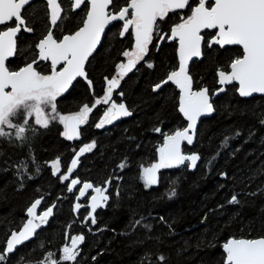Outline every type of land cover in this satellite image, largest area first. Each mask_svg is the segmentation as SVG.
Instances as JSON below:
<instances>
[{
	"label": "trees",
	"instance_id": "16d2710c",
	"mask_svg": "<svg viewBox=\"0 0 264 264\" xmlns=\"http://www.w3.org/2000/svg\"><path fill=\"white\" fill-rule=\"evenodd\" d=\"M44 9L38 2L29 13L34 33L25 37L20 60L33 57L35 39L47 30ZM81 19V13L68 11L62 26L73 30ZM130 42L129 37L108 33L87 65L94 92L78 80L57 98V112L74 113L101 98L104 77L114 72ZM234 54L205 47L202 60L191 66L195 87H207L210 93L217 89V69H226ZM146 62L153 67L139 65L121 85V101L131 117L102 131L95 130L92 122L82 129L81 139L95 141L96 146L69 180H61L62 174L55 175L51 167L59 157L65 170L72 159V145L61 137L63 124L58 120L48 128L35 126V134L27 133L26 142L0 138V251L11 233L22 227L25 212L36 199H44L43 209L56 204L47 227L17 249L7 264H35L49 251L58 258L64 246H71V238L81 234L78 264H160L161 255L166 258L163 264H225L222 249L230 239L264 238V98L242 99L235 87L227 88L214 102L215 114L200 124L193 143L184 146L185 155L200 156L196 168L187 161L160 168L157 183L146 186L144 168L159 163L166 137L186 127L176 88L167 85L153 91L177 66L174 47L165 44L159 51L152 47ZM120 163L126 166L120 169ZM71 179L81 183L69 192ZM109 179L111 184H105ZM84 182L107 188L105 194L110 196L95 213L91 212V196L96 195L92 189L79 200ZM172 189L176 195L169 198ZM233 195L239 204L228 203ZM77 203L82 205L78 210ZM90 214L96 217L95 224Z\"/></svg>",
	"mask_w": 264,
	"mask_h": 264
},
{
	"label": "snow or ice",
	"instance_id": "6c2138e0",
	"mask_svg": "<svg viewBox=\"0 0 264 264\" xmlns=\"http://www.w3.org/2000/svg\"><path fill=\"white\" fill-rule=\"evenodd\" d=\"M64 0H47L50 7V27L35 43V51L31 53L33 59L24 63L18 69H10L6 64L9 57L23 55L24 50L17 47V34L22 30L33 32L30 22L27 21L25 6L30 0H0V138L9 141L26 142L30 139L27 133L35 134L36 127L48 128L49 123L58 120L64 125V136L73 140L79 136V125L87 121L93 108L85 104L79 112L72 115H63L57 112V97L65 93L77 77L88 79L85 64L89 57L96 52L101 44V38L105 29L113 21H122L123 36L134 32L135 46L132 51H124L123 56L128 57L127 63L118 65L117 77L108 81L107 94L102 99L95 100V104H109L114 89L120 85L129 71L136 63L147 55L149 45L153 38L157 39L155 47L165 39L178 42L179 67L172 70L160 82L154 85L153 91H159L169 82L177 85L181 91L179 99V111L189 121L187 127L168 135L163 146L159 149V163L144 168L143 180L146 186L157 183V171L160 168H171L190 162L191 168H196L200 156L197 154L185 155L181 153V142L193 143L196 135L198 119L211 114L215 109L209 96V90L204 87L193 90V77L189 73V61L193 57H202V46L212 48L218 45L223 48L228 45H238L242 48V55L235 57L228 65L230 71L218 72V84L220 88L214 95L226 91L225 86L233 82L239 85L238 91L241 97H251L253 94H264V0H196V5L190 4V0H69L70 8L62 5ZM188 9V15H179V22H174L170 13L178 14V10ZM72 9H88L81 25L74 33L54 37L53 29L62 26L67 18L68 11ZM64 13V15H62ZM15 21V23H12ZM59 22V23H58ZM168 30L165 31L164 29ZM205 29L216 30L214 38L205 40L201 32ZM41 61H50V74H44L38 70ZM147 63V62H146ZM62 67H59L61 66ZM149 68L152 63H147ZM59 67V70H57ZM89 85L92 81L88 80ZM123 95V93H119ZM132 112L124 103L112 102L106 109L103 119L96 124L101 128L105 123L111 124L121 116H131ZM32 120L33 123H29ZM264 123V118L261 119ZM156 131H160L159 128ZM239 135V132L236 133ZM227 139L225 143H227ZM95 142L80 148L77 157L72 159L71 166L66 168L61 180L67 181L77 166L79 155L91 151ZM214 159V158H213ZM60 158L51 162L54 174L60 172ZM211 164V161H209ZM125 163L118 167L123 169ZM27 171V166L23 165ZM71 187L68 191L80 184L79 179H71ZM105 184H111V179ZM92 189L96 195L91 196V212L104 207L110 196L106 195L107 188L94 187L91 183L84 182L79 195L84 196L86 190ZM119 195V192H116ZM176 192L170 190L169 198ZM230 204H239L236 195L228 201ZM41 200H35L28 208V216L31 217L23 225L21 231L13 232L7 241L6 248L0 251V264H7L8 254L14 253L18 245L31 239L36 230L47 222L52 215L53 207L42 210V215L37 216L36 210ZM82 207L77 203L75 209ZM91 223H96V217L90 214ZM161 220L164 218L161 217ZM39 221L36 223L35 221ZM141 221H135L139 225ZM145 229L151 230V225L144 224ZM169 227H171L169 225ZM84 241V236L76 235L71 238V246L61 249L62 255L56 257L53 252H45L35 264H78L80 256L79 244ZM43 248V244L40 245ZM226 253L225 264H264V238L245 239L233 238L223 245ZM23 259V258H21ZM158 261L163 264L166 259L159 256ZM29 264H32L29 261Z\"/></svg>",
	"mask_w": 264,
	"mask_h": 264
},
{
	"label": "flooded vegetation",
	"instance_id": "af4514ba",
	"mask_svg": "<svg viewBox=\"0 0 264 264\" xmlns=\"http://www.w3.org/2000/svg\"><path fill=\"white\" fill-rule=\"evenodd\" d=\"M38 2L42 3L43 6L45 7L44 11H45V14H46V17H47V22H48L47 30H49V27H50V10H49V6H48V4H47V0H33L32 2H30L29 5H26V6H25V10L22 11V15H24L25 12H26V15H27V21L29 22V19H30V18H29V16H30L29 13H30L31 9H32L35 5H37ZM87 2H88V0H86V3H87ZM209 2L211 3L212 0H209ZM121 3H123V2H121ZM190 4L193 5V6H195V5H196V0H190ZM62 6H63L65 9L70 8L69 0H64V3H63ZM87 10H88V9H84L83 11L80 10V9H72V10H70V12H72V13H77V12L81 13V17H82L81 22H82V20H83L84 17H85V12H86ZM188 14H190V13H189L188 9L186 8V9H183V10H178V14L170 13L169 15L174 17V22H179V19H178V16H179V15H184V16H186V15H188ZM62 15H64V13H62ZM12 23H15V21H13ZM58 23H59V22H58ZM122 23H123L122 21H117V22H115V23L109 28V30H108L107 33L105 34L104 38L107 36L108 33H113V35H116V34H117V35L119 36L120 39H125L126 37H129L130 40H131V42H130L131 45H130V47L126 48L124 51H132V50H134V46H135L134 32H133V30L130 28V29H129V33H126V34H124L123 36H121L120 33H121V31H122ZM80 25H81V23H80L75 29H73V30H69V31H67L66 28H63V26H61V27L58 28V29H53V35H54V37L59 38V37H62L63 35L70 34V33H74V32L78 29V27H79ZM3 27H6V26H0V28H3ZM47 30H46V31H47ZM164 30L167 31L168 29L165 28ZM46 31H45V32H46ZM45 32H44V33H45ZM33 33H34V31H33V32H25V31L22 30L20 33L17 34L16 39H17V47H18V49H20V47H21L23 44L27 43L28 40H25V41H24L25 37H27V35H32ZM44 33H42L40 36H38V37L35 39V42H34V52H35V51H38L37 49H35V43H36V42H37V41L43 36ZM215 33H216V30H213V31H211V30H204L203 32H201V35L205 36V40L207 41V40H209V39H211V38H214ZM104 38H103V41H104ZM103 41H102V43H103ZM156 44H157V39L154 37L152 43L149 45V50H148L147 55L144 56L143 60H140L139 62H137L136 65H135V67H133L132 70L129 71V72L127 73V75H125V76L123 77V79L120 80V85H119L118 88L114 89V91H113V93H112L111 101L109 102V104L106 105V104L101 103V104H99V105H96L95 103H93V104L90 106V107H92V108L94 107V108H93V111L88 115L87 121H86L85 123L81 124V127H80V135H79V137H78L76 140H69V139H67V138L64 136L65 128H64V125H62V126H63V131H62V133H61V137H62L66 142H68V143H70V144L72 145V147H71L72 159H74V158L79 154V150H80V148L84 147V146L87 145V144H90V143H92V142H95V141H91V142L85 143V142L81 139V131H82V129H83L86 125H88L89 123L92 122L91 124L93 125V127H94L95 130H97V131H102V130H104V129H108L109 127H111V126H113V125H115V124L121 122L122 120H125V119H121V120L118 121L117 123H115V124H111V125L108 124V123H105V125H104L103 127H101V128H97V127H96V124L99 123L101 119H103V117H104V113H105L106 109L110 107V105H111L112 102H115V103H117V104H119V103H124V104H125L124 101H121L123 95H122V96L119 95V93H121V85H122L123 81L126 79V77H128L129 75H131L132 73H134V72L137 70V68L139 67V65H141V64H145V65H147V63H146V59H147V57H148V55H149V53H150L152 47L155 48V51H159V50L161 49V47H162L163 45H165V44L172 45V46L174 47V49H175V55H176V59H177V66H176V68L173 69V70H177V69H178V66H179L178 55H177L178 42L175 41V40H171V41H169V40L165 39L164 42H162V43L159 44L158 49H157V47H155ZM101 45H102V44H101ZM100 47H101V46H100ZM212 47H217V51H218V50H220V51H225V50H228V51L231 50V51H233L235 54H234V56L229 60V63H230L231 60L234 59L235 57L242 55V51H243L242 48H241V46H238V45H228V46H225V47H223V48L219 47L218 45H213ZM204 48H205V47L202 46V52H203V53H204ZM17 58H18V59H17ZM202 58H203V57H202ZM31 59H33V57H32ZM31 59H30V60H31ZM127 60H128V57H125V56L122 55V57H121V61L115 66L114 72L111 74V76H109V77H108V76H105V77H104V88H103L102 92L100 93L102 96H101V98H99V99H102V98L107 94V91H108V81H109L110 79H113V78H119V77H117V72L119 71V69H118V65H119L120 63H127ZM26 61H28V60H23V59L20 60V58H19L18 55H17V56L9 57V59L6 61V64L8 65V67H9L10 69H18L19 67L24 66V63H25ZM89 61H90V60H89ZM196 61H200V60H196ZM194 62H195V61H194ZM194 62H193V63H194ZM88 63H89V62H88ZM87 65H88V64H87ZM228 65H229V64H228ZM191 66H192V65H191ZM37 67H38V70H40L42 73H44V74H50V61H49V62L41 61ZM59 67H62V65L59 66ZM59 67H58L57 70H59ZM190 70H191V68H190ZM220 70H221V69H217V89L220 88V87H219V84H218V79H219V77H218V72H219ZM222 70H224V71H230V69L228 68V66H227L226 69H222ZM86 73H87L88 80H91V79L89 78V73H88V71H87V66H86ZM168 74H169V73H168ZM190 74H191V73H190ZM78 80L84 82V83L88 86V88H89L90 90H92V93L94 92V91H93V82L91 83V86H89V85H88L84 80H82L80 77H79L77 80H75V82L72 84L70 90L72 89V87L74 86V84H75ZM91 81H92V80H91ZM193 82H194V79H193ZM169 85H170V84H169ZM166 86H167V85H166ZM171 86H172V85H171ZM164 87H165V86H164ZM164 87H163V88H164ZM173 87H174V86H173ZM230 87H235L236 92H237L238 85H237L236 83H233V85L230 86ZM230 87H227V88H230ZM163 88H162V89H163ZM202 88H204V87H202ZM206 88H207V87H206ZM194 89H195V90H199V89H201V88H196V87H195V84H194ZM207 89H208V88H207ZM217 89H215L212 93H210V91H209L210 95H212ZM70 90H69V91H70ZM160 90H161V89H160ZM208 90H209V89H208ZM69 91H68V92H69ZM68 92L62 94L61 96L66 95ZM61 96H59V97H61ZM256 97H258V96H256ZM57 98H58V97H57ZM125 105H126V104H125ZM127 108H128V107H127ZM79 111H80V110H79ZM79 111H76V112H74V113H70V114H64V115H72V114H75V113H77V112H79ZM89 152H90V151L85 152V153H83L82 155H79L78 162H77V166H76V168L73 170V172L71 173V175L75 174V172L78 170V168H79V166H80L81 159L84 158ZM72 159H71V161H72ZM70 166H71V162L67 165V167H70ZM67 167H66V168H67ZM66 168H65V170H63V169H62V166L60 165V172H59L58 174H55V175L64 174V172L66 171ZM54 171H55V170L52 168V172H53V173H54ZM89 193H90V192H85V195H84V196H80V195H79V200H80V201L84 200V199L86 198V196H87ZM26 220H27V219H26V216H25V220H24L22 226L24 225V223H25ZM38 223H39V222H38Z\"/></svg>",
	"mask_w": 264,
	"mask_h": 264
},
{
	"label": "water",
	"instance_id": "95a60500",
	"mask_svg": "<svg viewBox=\"0 0 264 264\" xmlns=\"http://www.w3.org/2000/svg\"><path fill=\"white\" fill-rule=\"evenodd\" d=\"M32 1H33V0H30V2H32ZM49 10L51 11L50 7H49ZM115 22H117V21H113V22H112L111 24H109L108 27L105 29V33H104V35H103L102 38H101V44H102V41H103V38H104L105 34L107 33V31L109 30V28H110ZM205 30H211V31H213L214 29H205ZM203 31H204V30H203ZM203 31H202V32H203ZM101 44L97 47V50L100 48ZM97 50H96V52H97ZM96 52H94L93 55L89 57V60L95 55ZM177 55H178V49H177ZM202 57H203V55H202ZM202 57H193L192 60L189 61V65H188L189 73H190V68H191V65L193 64V62L196 61V60H202ZM89 60H88V62H89ZM178 61H179V55H178ZM88 62L85 64V71H86V66H87ZM178 67H179V66H178ZM177 70H178V69H177ZM78 78H79V77H77L76 80H77ZM80 78H81L82 80H84V81L89 85V83H88V79L86 80V79L83 78V77H80ZM74 82H75V80L73 81V83H74ZM73 83H72V84H73ZM233 83H236V84L238 85L237 82H233ZM233 83L230 84V85H226V86H225L226 91L221 92V93H219V94H217V95H214V93H215L216 91H215L212 95H210V93H209V96H210V98H211V102H212L213 106H214V102L217 100V98H219L220 96H223L224 94H226V92H227V87L232 86ZM169 84L172 85V86H174V87L176 88V90H177V92H178V94H179V99H180L181 91H180L179 87H178L177 85L171 83V82H169L167 85H169ZM71 86H72V85H71ZM71 86L69 87V89H68L66 92H68V91L70 90ZM89 86H91V85H89ZM164 86H166V85H164ZM219 87H221V85H219ZM238 88H239V85H238ZM193 90L196 91V90L194 89V82H193ZM66 92H65V93H66ZM63 94H64V93H63ZM237 94L239 95V91H238V89H237ZM239 96H240V95H239ZM256 96H258V97H263V98H264V94H258V93L253 94V96H251V97H241V96H240V98H242V99H249V98H253V97H256ZM179 99H178V102H179ZM93 108H94V107H93ZM214 109H215V106H214ZM178 111H179V106H178ZM179 113H180V115L182 116L183 120L185 121V123H186V127H187L189 121L183 116V114H182L180 111H179ZM214 114H215V110H214L211 114H207V115H203V116H201V117L198 119V121H197L196 132H197V130H198L200 124H201L203 121L210 119ZM130 117H131V116H121L120 118L114 120L111 124H115V123H117L118 121H120L121 119H128V118H130ZM111 124H110V125H111ZM80 127H81V125H79V128H78L79 135H80ZM78 137H79V136H78ZM76 139H77V138H75V139H73V140H76ZM186 144H188L187 141H183V142H181L180 149H181V153H182V154H184V146H185ZM76 157H77V156H76ZM176 167H178V166H176ZM171 168H175V167H171ZM88 190H90V189H88ZM38 199L41 200V204L38 205V207H37V210H36V214H37V216L42 215V210H46V209L48 208V207H47V208L43 209L44 199H43V198H38ZM36 200H37V199H36ZM31 205H32V204H31ZM31 205H30V206H31ZM53 205H54V207H53V210H52V215H51L50 217L47 218V222H46L45 224L41 225V227L38 228V229L36 230V232H37L38 230L42 229V228L47 227V225L49 224L50 220L53 218V216H54V212H55V208H56V204H53ZM53 205H51L50 207H52ZM30 206H29V207H30ZM29 207H28V208H29ZM27 210H28V209H27ZM27 210H26V212H25V216H26V219L28 220V219H30L31 217L28 216ZM27 220L25 221V223L27 222ZM35 222L38 223L39 221L37 220V221H35ZM25 223H24V224H25ZM22 228H23V226H22L18 231H13V232H17V233H18L19 231L22 230ZM13 232H12V233H13ZM12 233H11V234H12ZM35 235H36V234H35ZM35 235H34L31 239H29L28 241H25L23 244L18 245V246L16 247V250L19 249L20 247L24 246L25 244H28V243H30L31 241H33L34 238H35ZM10 237H11V235L9 236L8 240L10 239ZM232 239H233V238H232ZM8 240H7V241H8ZM6 244H7V243H6ZM5 248H6V247H5ZM16 250H15V251H16ZM222 250H223V252H224V254H225V262H226V253H225V251H224V248H223ZM14 253H15V252H14ZM14 253H10V254H8V258H9L11 255H13Z\"/></svg>",
	"mask_w": 264,
	"mask_h": 264
},
{
	"label": "rangeland",
	"instance_id": "374dc122",
	"mask_svg": "<svg viewBox=\"0 0 264 264\" xmlns=\"http://www.w3.org/2000/svg\"><path fill=\"white\" fill-rule=\"evenodd\" d=\"M61 253V255H62V252H60Z\"/></svg>",
	"mask_w": 264,
	"mask_h": 264
}]
</instances>
